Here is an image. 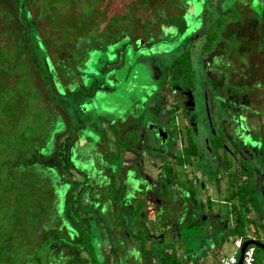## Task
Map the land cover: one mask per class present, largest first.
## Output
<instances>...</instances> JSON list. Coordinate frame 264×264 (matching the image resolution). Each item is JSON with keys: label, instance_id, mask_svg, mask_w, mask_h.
Instances as JSON below:
<instances>
[{"label": "trees", "instance_id": "obj_1", "mask_svg": "<svg viewBox=\"0 0 264 264\" xmlns=\"http://www.w3.org/2000/svg\"><path fill=\"white\" fill-rule=\"evenodd\" d=\"M156 1L160 4V0H0V264H106V254L101 260L94 246L100 238L97 228L85 217L91 210L100 214V223L108 228L116 245L131 237L138 242L139 251L150 256V262L152 255L159 254L163 264H183L173 243L156 238L147 228L148 223L162 222L167 206L156 208L155 200L139 196L136 185L135 190L127 188L132 182L141 185L147 178L142 174L134 178L133 172L127 175L122 170V154L129 147L124 143L116 146L112 158L117 163L103 160V152L112 150L111 140L105 132L98 143L89 136L83 139L68 108V103L76 105L87 94L81 72L76 69L78 73L70 74L71 68L79 67L78 60L66 58L68 52L80 47L79 40L136 41L144 37L142 22L146 18L152 34L161 31V22L185 25L189 0L180 6L176 0H165L161 11L155 8ZM160 13L163 21L152 25L151 20L160 19ZM216 38L215 32L207 34L210 44ZM85 47L88 49L87 43ZM80 60L85 64V59ZM170 70H177L186 85H193L188 50L176 57ZM171 80V84L176 81L173 74ZM58 123L65 124L67 135L54 137L52 129ZM138 133L132 135L136 142ZM186 134L181 155L166 167L170 186L174 184L173 166L190 165L200 154L190 126ZM80 149H85V156ZM83 159L96 172L94 178L88 165L79 164ZM72 164L95 180L91 187H98V201L88 187L81 191L78 182L69 177ZM229 177L225 201L233 223L225 227L226 239L240 237L245 242L254 235L250 227L255 219L245 214L257 206L255 186L250 168ZM61 188L63 213L58 196ZM189 191L193 197L199 187L190 185ZM87 201L96 207H87ZM127 203L128 219L123 214ZM205 203L212 210L211 196ZM168 231L170 228L165 233ZM149 241L152 244L148 246ZM259 250L256 247V255Z\"/></svg>", "mask_w": 264, "mask_h": 264}, {"label": "rangeland", "instance_id": "obj_2", "mask_svg": "<svg viewBox=\"0 0 264 264\" xmlns=\"http://www.w3.org/2000/svg\"><path fill=\"white\" fill-rule=\"evenodd\" d=\"M164 1L160 0V4L156 1L157 5L155 8L161 11ZM176 1L178 6L184 3V0ZM188 4L189 8L184 16L185 25L183 27H178L177 24H162L161 21H163L164 17L160 13V19L157 17L155 19L154 17L151 20V24L161 22L159 27L161 31H155L156 33L153 34L151 30L148 31L147 28L150 23L146 22V18L145 22H142V26L146 27V32L144 37L139 40L132 41L127 38H121L119 41L117 39L115 42L110 39L104 40L103 38H98L97 40H79L82 46L80 45V47L68 52L66 58L71 60V62L78 60L76 66H79L78 68H71L70 74L75 75L77 70L81 72L85 84L84 92L87 93H84L85 95L79 102L84 114L81 115L80 119L82 123H85L80 133L83 139L89 136L93 143H98L101 131L107 129L110 132L108 123L115 120L119 123L115 125L116 129L119 130L122 128L121 126H124L126 129L124 134L127 133L128 135L129 133L131 136L134 131L143 129L146 126L152 140L150 141V146L162 149L161 147H165L166 145L164 143L166 138L161 133L162 127L158 128L161 134L159 133L157 137L159 139L161 136L163 137L162 143L159 146L156 145L157 142H154L152 132L156 127L154 123L161 124L164 121L168 133L170 131L169 134H173L176 137V141L173 143V154L175 156L181 155L184 145L182 141L184 127L187 120L180 113L181 110L179 109L176 114V125H168L169 110L172 109L173 104H176L177 100L171 91L172 88H168L163 92V67L176 59L183 50H188L192 54L194 65L193 81L196 84V89L203 91V86L201 85L203 80L201 74L202 65L200 64L201 53L198 48L200 44L203 45L205 35L209 32L210 35L215 32L217 38L213 40L214 43L218 40H224L229 48L230 46H232L231 48H236L237 45H241L243 42H249L251 46L256 48L255 43L257 41H252L255 40L254 38H246L247 36L243 33V30L250 26L247 23H250L248 21L252 14H249L248 9L242 6L246 4L250 5L249 8L255 12L254 15L257 14L258 16L263 11L264 0H189ZM76 11L78 12L79 9L76 8ZM203 27H205L204 36L200 34ZM238 30H240V39L237 40L234 39V35ZM89 41H91V44H88ZM86 43L88 49L85 47ZM193 43L195 47H193ZM246 57H250V55ZM82 58L86 60L85 64L80 60ZM179 78L181 80L180 75ZM197 90H195L196 98L203 104V96ZM70 103L72 104V101ZM35 106L38 107L39 105L36 104ZM194 118L201 122V124L208 126L205 112H196ZM66 130L65 124L58 123L54 125L52 132L55 137ZM110 134L111 138L116 137L115 134L112 135L111 132ZM84 150H79L81 156L84 155ZM219 152H221V149ZM113 154H115L113 148L108 152H103V160L108 162L113 161ZM230 154L232 153L230 152ZM97 159L100 160V158ZM137 159L136 154L131 151H126L124 154L125 166L137 162ZM169 160L175 163V160L170 158V156ZM78 162L86 167L88 165V161L84 159ZM235 162L233 158L230 159V165L228 163L229 168L226 173H223V179L218 185L212 184V187H210L207 184L206 189H202L201 193H195L193 198H191V194L188 192V187L185 183L174 184L172 186L166 184L168 178L165 177V165L157 157L146 159L144 166L148 177L142 181V184L131 183L130 190H135L137 186L139 196L143 197L147 195L152 198L151 200H155L156 208L167 206L168 213L164 216L163 223L158 221L156 224L155 222L148 223L147 228L153 235H156V238H160L163 241L166 240V242L170 241L174 246H180L182 248L183 259L188 264H191L190 261L196 258L197 255L204 253H209V257L212 259L211 263L216 264L215 261L218 260L215 257L216 255H230L234 251L233 238L226 239L225 227L233 223V215L228 212L230 205L225 202V193L227 184L231 181L229 175L233 173L240 175V168H236ZM113 163L117 162L113 161ZM206 165L204 156L200 160L193 157L190 165L178 166L179 175L175 174L172 181L178 182L187 179L200 188L201 183L207 181L204 171ZM88 170L90 171V176L94 178L96 172L93 171V167L88 165ZM73 173L77 177H81L75 171ZM159 175L163 184H159L156 180ZM74 180L78 182L77 186L83 191L84 187L80 179L75 178ZM100 182L103 183V180L101 179ZM63 192L64 190L61 188L58 193V196H60L59 207H61V213H63L65 206ZM107 192L105 190V194ZM99 193H94L96 201L99 199L97 198ZM207 196H211L212 198V210L205 203ZM166 202H169L168 205H165ZM93 203L91 205L96 207L97 204ZM215 214L219 215L220 218L216 217ZM245 215L253 217V211L251 210ZM86 218L91 221L92 226H94V223L96 224V227H94L97 228L96 230L99 232L102 242L106 245V251L103 252V248L98 245L101 240L97 238L95 241L98 258L102 260L105 253L108 263L114 264V255L110 251L108 235L103 224L96 222V219L91 216ZM178 227L180 231H178ZM167 228H170L168 234L165 233ZM250 228L251 233L254 234V226ZM133 242L134 249L132 248L128 254L123 252L119 254L118 261H121L122 264H163V258L157 256L159 254L152 255L153 258L150 262V256L144 255L139 251L137 247L138 242L135 239H133ZM151 244L152 242L149 241L148 246ZM262 254L263 250H259L256 264L264 262V258L261 257ZM84 257H86L85 253Z\"/></svg>", "mask_w": 264, "mask_h": 264}, {"label": "flooded vegetation", "instance_id": "obj_3", "mask_svg": "<svg viewBox=\"0 0 264 264\" xmlns=\"http://www.w3.org/2000/svg\"><path fill=\"white\" fill-rule=\"evenodd\" d=\"M249 6L250 5L247 4L242 6L248 9L249 14H252L248 21L250 23H247L248 26H250L243 30V33L247 36L246 38H254L255 40L252 41H257V43H255L256 48L251 46L249 42H243L241 45H237L236 48H231L232 46L229 48L224 40H218L215 43L212 41L210 44L209 40H207V34L205 35L204 33L205 27H203L201 28L200 34H202V36L205 35V40H203V45L200 44L198 48L201 53L200 64L202 65L201 74L203 77L201 85L203 86V91L197 90L195 83L191 86L186 85L180 80L177 70H172L173 72L170 70V66L173 64L174 59L163 67V92L168 88H172L171 91L174 94V98L177 100L176 104H173L174 106L169 110L168 125H176V114L180 109V113L183 114L187 120L184 127V140L182 139V141L185 142L187 139V126H190L201 148L200 154L195 158L200 160L203 156L205 157L207 165L204 171L207 181L201 183V187L199 188L200 193L202 189H206L208 186L207 184L212 187V184L218 185L221 182L223 173H226L229 168L231 158L236 161V168H240V173L242 170L246 169L248 171V168H250L257 198V206L253 210V217L255 219L254 236L256 240H258L257 237L261 238V240L258 241L264 243V241H262L264 240V7H262L263 11L261 14L258 16L255 14V16V12L252 11ZM239 31L240 30L236 31L234 39H240ZM192 45L195 47L194 43ZM238 51H240V53H238ZM245 52L247 55H250V57H246L247 55L245 56ZM193 66L192 62V68ZM171 74H173L176 79L174 84L170 83L172 81ZM165 79L166 81H164ZM195 90L199 91L203 96V104L197 100ZM68 108L70 112L75 115L77 131L81 133L85 124L82 123L80 119L83 114L81 104H79V102L76 105L68 103ZM200 111L205 112L207 125L209 127L201 124V122L194 118L196 112ZM162 123H154L156 127L152 132L154 135V142H157L156 145L159 146L162 143L163 137L161 136L160 139L157 137L160 133L158 128H160V126L162 127L161 132L166 138L164 142L166 145L165 147L162 146V149L156 147L152 148V146H150V141L152 140L146 126L138 130L137 142L129 133L128 135L127 133L124 134L126 131L124 126H121L122 128L120 127L121 129L119 130L116 129L115 125L119 123L115 120L108 123L110 132L112 135H116L115 138L110 137L111 134L107 129L101 131V134L105 132L111 140V147L115 150V154L117 153L116 146L119 144L121 145L124 143L129 147L125 149L122 154V170H125L127 175L133 172L134 178H137V175L140 174L148 177L145 172L144 164L149 157H157L159 161L163 162V165H165L164 171H166L167 164L171 162L169 156L173 159L177 157L173 154V143L176 141V137L173 134H169L170 131L168 133L167 127L164 125L165 122L162 121ZM62 133L67 135L68 128ZM131 147H134V149ZM220 149L221 152H219ZM126 151L135 153L138 157L136 160L137 162L125 166L124 154ZM230 152L232 154H230ZM178 168V165L173 166L176 175H179ZM73 171L80 174L81 177H77ZM70 173V178L80 179L84 188L86 186L90 192L98 193V187L96 189L90 187L94 184L95 180H91L87 177V171L83 170L78 165L72 164ZM165 177H167L166 174ZM173 177H175V175ZM118 179H120V177H118ZM156 180L159 184H163L160 175L157 176ZM167 183L169 182H166V184ZM173 183L177 185L185 183L189 193L190 185H194L193 182L187 179L178 182L173 181ZM127 188L129 190L131 189L129 185H127ZM226 189H228V184ZM226 194L227 190L225 195ZM208 197L209 196H207V198ZM191 198L193 197L191 196ZM91 204L92 202L87 201L86 206L94 208ZM126 206H128V203L123 207V214H125V217H127ZM89 216L96 219V222H100V214L97 211L91 210L85 217ZM95 225L94 223V226ZM105 230L108 235L110 251L114 255V264H122L121 261H118V256L121 252L128 254L131 251L133 240L131 237L126 236L125 240L121 239V242L119 241L116 245L111 238L112 236L108 228H105ZM97 233L100 236L99 232ZM117 236L119 237L120 235ZM99 239L101 240V237ZM96 240L97 238L95 241ZM99 246L103 248V252L106 251L104 242ZM106 264H109L108 261Z\"/></svg>", "mask_w": 264, "mask_h": 264}, {"label": "built area", "instance_id": "obj_4", "mask_svg": "<svg viewBox=\"0 0 264 264\" xmlns=\"http://www.w3.org/2000/svg\"><path fill=\"white\" fill-rule=\"evenodd\" d=\"M233 241H234L233 242L234 244L233 253L227 256H221V258H219L218 264H238L239 263L241 247L244 241L240 237H236ZM256 260H257L256 246L253 244L248 245L243 253L242 264H255Z\"/></svg>", "mask_w": 264, "mask_h": 264}, {"label": "crops", "instance_id": "obj_5", "mask_svg": "<svg viewBox=\"0 0 264 264\" xmlns=\"http://www.w3.org/2000/svg\"><path fill=\"white\" fill-rule=\"evenodd\" d=\"M179 228V227H178ZM177 230V229H176ZM178 231H180V228H179V230ZM255 236L253 235L252 236V238H254ZM231 238H233V240L236 238V237H231ZM175 248H176V250H177V253H178V256L180 257V259L182 260V262H183V264H188V262H186V260L185 259H183V254H182V252H181V247L180 246H175ZM228 254H225V255H219V256H227ZM219 256H215L218 260H219ZM215 257H213V258H215ZM261 257H263L264 258V250H263V254H262V256ZM258 258V257H257ZM218 260L217 261H215L216 262V264H218ZM191 264H212L211 262H212V259L209 257V253H204V254H199V255H197V257L196 258H194V259H192L191 261ZM256 262H257V260H256ZM256 264V263H255ZM262 264H264V262L262 263Z\"/></svg>", "mask_w": 264, "mask_h": 264}, {"label": "water", "instance_id": "obj_6", "mask_svg": "<svg viewBox=\"0 0 264 264\" xmlns=\"http://www.w3.org/2000/svg\"><path fill=\"white\" fill-rule=\"evenodd\" d=\"M162 133V132H161ZM255 245L256 247L260 248L261 250H264V243L256 240L255 238H251L245 242H243V245L241 247L240 257H239V263L242 264L243 261V253L248 245Z\"/></svg>", "mask_w": 264, "mask_h": 264}]
</instances>
